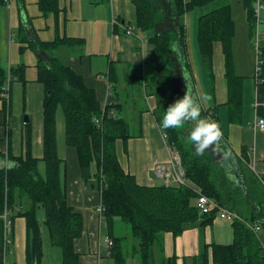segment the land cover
I'll return each mask as SVG.
<instances>
[{"label": "trees", "instance_id": "trees-1", "mask_svg": "<svg viewBox=\"0 0 264 264\" xmlns=\"http://www.w3.org/2000/svg\"><path fill=\"white\" fill-rule=\"evenodd\" d=\"M22 6L24 0H16ZM164 12L158 13L151 0H132L136 27L147 33L152 45L151 83L160 101L159 108L170 105L168 87L161 80L165 74L174 77L175 62L180 63L182 72L189 71L187 63L184 17L194 9L205 10L197 19L196 43L199 55L210 71L213 44L219 43L224 58L225 80L229 122L237 121L242 112L243 78L234 70L233 40L236 31L230 0H158ZM252 36L254 21L252 0H242ZM43 16L56 15L58 0H38ZM173 12L176 20L166 16ZM165 18H168L167 21ZM83 41L63 37L50 42L30 43V48L39 58L47 56L48 61L38 63V81L44 86L43 134L41 160L32 157L29 149V130L26 124V151L24 158H10L12 167L0 168V215L7 208L12 220L23 218L26 229L25 263L42 264V232L36 210H43L49 239L61 255V264H82L74 243L84 234L82 215L69 206L61 182L63 161L57 155L56 113L61 111L64 119L65 144L75 150L81 177L86 182L93 178L95 188L100 191V202L104 207L103 221L107 236L112 240L113 264H126L127 253L123 247L125 237L115 232V223L122 221L129 225L130 235L137 245L133 257L139 264H154L153 247L162 234H170L175 240L196 223L211 224L214 215H200L196 209L199 196L214 199L225 208L236 212L239 219L233 221L232 242L228 245L210 244L197 255L195 264H264L263 244L249 225L264 228V189L254 175L247 172L248 158L245 152L238 159L240 169L238 185L223 167L217 165L207 149L203 155L186 148L177 137L178 131L167 129L164 133L172 149L178 153L180 165L189 185L144 187L136 183L119 165L115 142L123 143L130 137L129 126L116 115L117 106L103 105L93 89L88 88L81 76L51 56L60 47L75 48ZM264 60V47L262 52ZM24 68L18 66L11 75L24 83ZM113 67L107 73L108 83H114ZM264 85V70L262 73ZM6 76L0 69V98H3ZM111 87V86H110ZM113 112L114 116L110 113ZM202 118L216 119L212 110L201 112ZM99 120V126L94 119ZM161 117H157L160 124ZM217 149V148H216ZM220 149V148H219ZM218 149V150H219ZM223 153L232 152L221 146ZM217 152V150H216ZM43 163L44 174L39 172ZM95 167L94 173L92 168ZM195 187L197 190H195ZM262 197V199H260ZM259 198V199H258ZM43 218V217H42ZM1 243V221H0ZM1 249V247H0ZM210 250V252H209ZM0 264L2 258L0 254ZM160 264H177L175 255L162 259Z\"/></svg>", "mask_w": 264, "mask_h": 264}, {"label": "crops", "instance_id": "crops-1", "mask_svg": "<svg viewBox=\"0 0 264 264\" xmlns=\"http://www.w3.org/2000/svg\"><path fill=\"white\" fill-rule=\"evenodd\" d=\"M37 1L24 0L20 6L13 0L11 8L8 9L4 0H0V69L7 78L4 87H7L8 94L0 98V168L9 167L11 160L7 153L10 158H24L26 124L29 130L30 153L33 158L42 159L44 86L38 81V63H45L48 57L39 58L29 45L68 37L83 43L71 49L60 47L51 56L57 57L81 76L85 85L94 90L102 105L117 106L116 115L129 126L130 137L124 143L121 140L115 142L120 167L133 176L140 186H161L163 181L155 176L153 170L158 164H171L175 151L168 138L163 137L164 129L157 122L160 101L151 83L153 47L148 41V35L136 27L132 0H58V13L47 16L39 11ZM230 5L236 25L233 40L234 70L243 78L241 117L237 121L229 122L221 45L213 44L209 71L199 55L197 43L198 58L195 59L192 53L191 45L193 38L196 41V33L194 35L193 26L189 28L188 14L184 17V24L189 71L182 72L181 64L175 62L174 77L164 74L161 80L168 87L170 104L189 91L198 97L201 112L209 109L215 113L223 136L216 147L219 157L214 161L238 184L237 176L239 178L241 173L234 157L238 159L243 152L249 162L247 172L253 175L252 170L258 174L264 173V131L253 127L255 120H264V85L257 86L253 79V52L243 2L237 0L236 6L232 2ZM166 17L172 19L166 25L169 27L176 17L173 12H169ZM127 31L131 34L128 35ZM18 66L24 68V83L10 73ZM110 67L115 70V74L111 76L114 83L111 84L107 80ZM183 73H187L190 78L188 84ZM58 112L61 115L62 112L57 111L55 117L57 155L63 161L61 182L69 206L82 215L84 222V234L75 241V250L80 255L82 264H102L103 260L99 259L97 252L98 249L102 254L106 252L100 238L107 235L99 236V217L95 212L100 191L96 192L92 184L93 178L85 182L81 177L75 150L65 144L64 119ZM185 123L191 130L192 122ZM178 132L182 136V132ZM223 144L231 154L223 153ZM174 169L171 166V174ZM94 171L93 166L92 173ZM231 223L217 218H213L211 224L205 226H200L198 222L175 240L165 233L160 238L163 244L160 258L155 259L153 254L154 264L173 255L177 257V264H195V259L203 247L212 243L228 245L232 242ZM12 240L13 255L7 257L5 264H26V229L23 218L14 220ZM260 240L264 245V237ZM56 253L52 264H61L60 252ZM131 261L139 264L136 257H132Z\"/></svg>", "mask_w": 264, "mask_h": 264}, {"label": "built area", "instance_id": "built-area-1", "mask_svg": "<svg viewBox=\"0 0 264 264\" xmlns=\"http://www.w3.org/2000/svg\"><path fill=\"white\" fill-rule=\"evenodd\" d=\"M12 2L13 0H4V4L8 9L11 8ZM252 16L254 21V27L251 36V45L253 52V79L256 85L258 86L263 84L262 73L264 70V60L262 56L264 40L262 41L259 40V26L262 23H264V0H252ZM127 34L130 35L131 32L127 31ZM4 90H5L4 93L5 96H8V94H6L7 87H4ZM104 107L105 105H103V109ZM110 114L114 116L113 112H111ZM94 120L97 126H99V120L96 118ZM253 127L259 131H264V120L261 119L255 120V122L253 123ZM163 137H166V135L163 134ZM171 166L175 168L173 174L170 173ZM153 172L156 177L162 179L163 186L168 187L170 185H185V186L189 185L188 181L185 178L184 171L181 168L179 155L176 152L173 154L171 164H167V165L158 164L155 166ZM252 172L254 173L258 183L264 189V173L258 174L255 173L254 170H252ZM195 190L197 189L195 188ZM195 206L200 215H207V216L214 215L215 217L217 216L219 219L225 220L229 223L239 219V215L236 212L225 208L224 206L216 202L214 199L208 198L205 195L199 194ZM95 212L99 217V236H100V234H102L103 231L102 225L104 223L102 218L104 207L101 204L100 199L97 207L95 208ZM11 217H12L11 212L7 208H5L2 214L0 215V221H1L0 254L2 258V264H5L8 256L13 255L12 234H13L14 221L12 220ZM249 228L256 234L261 230L259 225H254V226L249 225ZM100 241H103L106 248V252L102 254L100 252V249H98L97 252L98 257L100 258L103 255H105L106 257H110L111 248L113 245L112 240L108 236H104L103 238L102 237L100 238ZM98 247L100 248V244ZM262 254L264 256V246L262 248Z\"/></svg>", "mask_w": 264, "mask_h": 264}, {"label": "rangeland", "instance_id": "rangeland-1", "mask_svg": "<svg viewBox=\"0 0 264 264\" xmlns=\"http://www.w3.org/2000/svg\"><path fill=\"white\" fill-rule=\"evenodd\" d=\"M239 1L241 2V0H239ZM151 2H152V4L155 7H157L158 13L164 12V7L160 4V2H158V0H151ZM231 2L233 4V6L237 5V0H231ZM204 12H205V10L194 9L190 13H188V25H189V28L191 26L194 27V35L196 33L195 31H196L197 19H198L199 15H201ZM145 34H147V33H145ZM259 40L260 41L264 40V23H262L259 26ZM191 47H192V53L195 56V59L198 58V54H197V51H196V41H195L194 38H193ZM188 48H189V52L191 54V50H190L189 44H188ZM164 111H166V108L158 109L157 114H156L157 117H161V119H162ZM58 115L62 116L60 112H58ZM161 119H160V121H161ZM175 130L182 132V136L178 135L179 134V132H178L177 137H178V139L180 141L183 142L184 146L186 148H189L190 150H194V147L190 143H188V141H187V137H188V134L190 132V129L188 128L186 123H184L182 128L175 129ZM132 131L133 130L130 128V132H132ZM165 132H168V130L165 129ZM207 151L214 158V160H216V158L219 157L218 153L216 152V149L213 150L210 147L209 149H207ZM38 169H39V172L43 175L44 174V166H43L42 162H39ZM95 190L97 192L96 188H95ZM260 199H262V197H260ZM36 217H37V219H39L40 224H41L42 245H43V250H44V255H45V260L42 261V264H52L54 262V260H55L54 257L57 255V253L55 254V252H59V250H58L57 247H54L52 245V243H51V241L49 239V235H48L47 229H46L45 225H43V223H42L43 222L42 219H44V213H43V210L40 207H39V209L36 210ZM217 219H219V218L217 217ZM104 224L105 223H103V225H102V229H103L102 235L103 236L107 235V229H106ZM115 232L118 235L125 237V239H124L125 245H123V247H124V249H125V251L127 253L126 264H135V261H131V260H132V257H133V255H132L133 254V246L137 245L138 241H136L135 239H132V237L130 235L129 225L124 223V222H122V221H117L115 223ZM163 235L164 234H162L161 236H163ZM257 235H258V237L260 239H262L264 237V228L262 229L261 232H258ZM162 245H163L162 241H160V239L159 240L157 239V241L155 242V245H154L155 247L153 248L154 249L153 254L155 255V259L157 258V260H158V258H160V256H159L161 254L160 248H161ZM99 259L101 261L103 260L102 264H110V262L113 264V259L110 258V257H106L105 255H103ZM157 264H160V262H157Z\"/></svg>", "mask_w": 264, "mask_h": 264}, {"label": "clouds", "instance_id": "clouds-1", "mask_svg": "<svg viewBox=\"0 0 264 264\" xmlns=\"http://www.w3.org/2000/svg\"><path fill=\"white\" fill-rule=\"evenodd\" d=\"M186 83H189V76L183 73ZM190 121L193 124L187 141L194 147L196 155H203L210 147L215 150L222 140L223 132L215 120L201 117V104L197 96L187 91L182 98L170 104L160 121L163 129H180L184 123ZM228 155V153H225ZM14 162H9L12 167Z\"/></svg>", "mask_w": 264, "mask_h": 264}, {"label": "water", "instance_id": "water-1", "mask_svg": "<svg viewBox=\"0 0 264 264\" xmlns=\"http://www.w3.org/2000/svg\"><path fill=\"white\" fill-rule=\"evenodd\" d=\"M237 180H238V185H241V182H240V180H239V178H238V176H237ZM94 186L92 185V187L91 188H93Z\"/></svg>", "mask_w": 264, "mask_h": 264}, {"label": "bare ground", "instance_id": "bare-ground-1", "mask_svg": "<svg viewBox=\"0 0 264 264\" xmlns=\"http://www.w3.org/2000/svg\"><path fill=\"white\" fill-rule=\"evenodd\" d=\"M262 120V119H261ZM215 218V217H214ZM217 218V217H216Z\"/></svg>", "mask_w": 264, "mask_h": 264}]
</instances>
